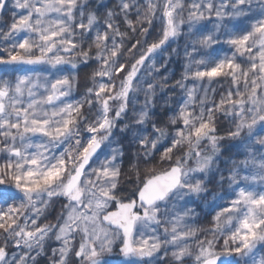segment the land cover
I'll return each mask as SVG.
<instances>
[{
	"label": "snow or ice",
	"instance_id": "obj_1",
	"mask_svg": "<svg viewBox=\"0 0 264 264\" xmlns=\"http://www.w3.org/2000/svg\"><path fill=\"white\" fill-rule=\"evenodd\" d=\"M9 11L0 264H264V0H0Z\"/></svg>",
	"mask_w": 264,
	"mask_h": 264
},
{
	"label": "clouds",
	"instance_id": "obj_2",
	"mask_svg": "<svg viewBox=\"0 0 264 264\" xmlns=\"http://www.w3.org/2000/svg\"><path fill=\"white\" fill-rule=\"evenodd\" d=\"M165 56H167V54H165ZM170 96H171V94L167 91L166 87L163 90H161L159 88L156 90L155 97H154V100H155L154 107L157 110V116H162L163 112H164V109L171 106ZM157 97L159 99H156ZM140 106H142V101L140 102V104H138V107H140ZM155 119H156V116L151 117V120H155ZM144 127L148 128V124L146 123L144 125ZM219 163H220L219 161H216V163L214 165H212L210 171L206 174L205 180L200 182L202 184V190L200 192V196H205L206 197V196L209 195V193H211L213 191V185L208 184L207 183V179L211 175V172L216 170V167L219 166ZM189 179H190L191 182L195 183L196 179H198V178L190 177ZM176 198H177V203L178 204H184L189 199V196L185 192H178ZM191 199L195 200L197 203L201 202L199 196H195L194 195V196L191 197ZM188 206L192 207V208H196V204L195 203H190Z\"/></svg>",
	"mask_w": 264,
	"mask_h": 264
},
{
	"label": "rangeland",
	"instance_id": "obj_3",
	"mask_svg": "<svg viewBox=\"0 0 264 264\" xmlns=\"http://www.w3.org/2000/svg\"><path fill=\"white\" fill-rule=\"evenodd\" d=\"M6 23H10V11H9V13H5L3 19H0V26H3ZM180 43L183 44V41L181 40ZM173 47H175V44H173ZM218 51L226 52L229 55L231 54L230 51L228 50V48L225 47V46L220 47L218 49ZM167 68L170 69L171 72L173 74H175V77L178 79L179 78V74L183 70L182 69V55H181V57L172 56ZM161 73L165 74V75L168 74L167 70H165V69H161ZM198 211H199V209H198ZM52 246L55 247V246H58V245L57 244H53ZM13 250L19 251L18 249H10V252L13 251ZM261 255H264V249H261V248L258 247L257 251L255 252V256H256L257 261H259V259L261 258ZM45 260H46V257L41 259L40 264H45Z\"/></svg>",
	"mask_w": 264,
	"mask_h": 264
}]
</instances>
